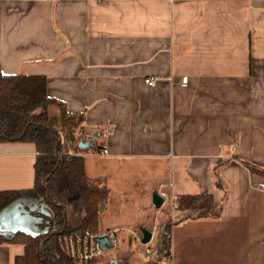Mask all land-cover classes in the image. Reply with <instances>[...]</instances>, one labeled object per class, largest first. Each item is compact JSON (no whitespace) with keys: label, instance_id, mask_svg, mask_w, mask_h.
Returning a JSON list of instances; mask_svg holds the SVG:
<instances>
[{"label":"crops","instance_id":"0c3cea01","mask_svg":"<svg viewBox=\"0 0 264 264\" xmlns=\"http://www.w3.org/2000/svg\"><path fill=\"white\" fill-rule=\"evenodd\" d=\"M0 70L45 76L103 140L106 154H75L107 192L97 232L117 228L112 247L155 232L154 190L206 192L220 215L173 224L169 262L264 264V0H0ZM36 155L0 141V191L31 188Z\"/></svg>","mask_w":264,"mask_h":264},{"label":"trees","instance_id":"16d2710c","mask_svg":"<svg viewBox=\"0 0 264 264\" xmlns=\"http://www.w3.org/2000/svg\"><path fill=\"white\" fill-rule=\"evenodd\" d=\"M84 113H70L65 103L49 96L46 78L37 74H6L0 70V141L23 140L35 144L34 183L31 188L0 191V210L14 199L27 195L41 198L53 217L46 233L30 236L17 232L9 237L0 234V243H14L22 251L12 264H163L169 262L171 227L185 218L218 217L213 195L179 194L168 197L156 217L157 229L149 245L153 252L145 258V246L140 243L125 249H109L89 260L70 256V240L85 231L97 232V205L107 199L106 190L92 184L84 170L83 158L75 153L100 152L103 140L83 133ZM91 140L85 150L79 141ZM215 186L224 190L218 177ZM186 211L178 220L171 210ZM144 256V257H143Z\"/></svg>","mask_w":264,"mask_h":264},{"label":"water","instance_id":"95a60500","mask_svg":"<svg viewBox=\"0 0 264 264\" xmlns=\"http://www.w3.org/2000/svg\"><path fill=\"white\" fill-rule=\"evenodd\" d=\"M92 138L82 141L78 145L81 149L89 148ZM152 202L155 208H160L164 203V197L158 190L152 192ZM53 214L51 209L41 198H33L22 195L4 206L0 210V234L9 237L17 232L30 236L46 233L51 223ZM142 242H147L151 232L141 228ZM101 249L112 247V243L106 236L95 237Z\"/></svg>","mask_w":264,"mask_h":264},{"label":"built area","instance_id":"2783aa9c","mask_svg":"<svg viewBox=\"0 0 264 264\" xmlns=\"http://www.w3.org/2000/svg\"><path fill=\"white\" fill-rule=\"evenodd\" d=\"M188 80V76L184 75L181 76L180 82L185 84ZM144 81L147 84H153V79L148 77L145 78ZM108 152L105 145L102 146L100 153L106 154ZM260 186L264 187V180L260 182ZM154 226L151 230V237L147 242H142V236L140 234H135L134 239L137 243L143 244L145 246V258H149L152 255V248L150 247L149 243L152 240L153 233H154ZM117 228H109L106 231L98 230L97 233H89L85 231L84 234L78 235L76 234L74 238L70 240V256L73 258L81 259V260H89L93 257H97L102 254V249L99 247L98 242L95 240V237L106 236L110 242L115 245L118 242L117 238ZM163 264H171L170 262L166 261Z\"/></svg>","mask_w":264,"mask_h":264},{"label":"rangeland","instance_id":"374dc122","mask_svg":"<svg viewBox=\"0 0 264 264\" xmlns=\"http://www.w3.org/2000/svg\"><path fill=\"white\" fill-rule=\"evenodd\" d=\"M112 249H116V246L112 247ZM12 251L15 252V253H17V252L20 251V247H17V248H13V247H12ZM107 254H108V252H105V253H104L105 256H107Z\"/></svg>","mask_w":264,"mask_h":264}]
</instances>
